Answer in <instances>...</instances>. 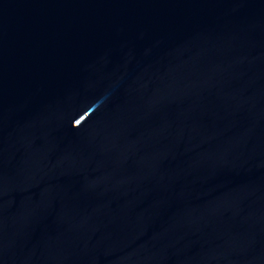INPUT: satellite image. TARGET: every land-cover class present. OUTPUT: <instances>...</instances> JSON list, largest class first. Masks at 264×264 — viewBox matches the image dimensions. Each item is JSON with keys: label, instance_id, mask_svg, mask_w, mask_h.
<instances>
[{"label": "water", "instance_id": "obj_1", "mask_svg": "<svg viewBox=\"0 0 264 264\" xmlns=\"http://www.w3.org/2000/svg\"><path fill=\"white\" fill-rule=\"evenodd\" d=\"M0 264H264V0H0Z\"/></svg>", "mask_w": 264, "mask_h": 264}]
</instances>
